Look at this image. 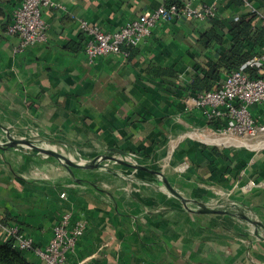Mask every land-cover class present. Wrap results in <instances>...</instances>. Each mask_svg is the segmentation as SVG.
Wrapping results in <instances>:
<instances>
[{"label":"crops","instance_id":"obj_1","mask_svg":"<svg viewBox=\"0 0 264 264\" xmlns=\"http://www.w3.org/2000/svg\"><path fill=\"white\" fill-rule=\"evenodd\" d=\"M20 1L0 0V142L3 130L36 136L74 161L135 154L184 197L233 212H193L141 175L121 172L139 188L128 179L99 183L35 156L38 148L0 143V235L4 224L16 225L43 246L69 212L86 229L64 264H264V240L248 230L264 235V138L216 139L200 109H184L200 52L194 40L210 28L207 19L160 22L130 60L111 53L90 64L78 18L111 31L168 0H55L42 10L47 40L16 51L18 38L5 28ZM174 1L210 5L226 26L248 14L228 0ZM227 44L226 35L207 53L216 58ZM152 67L172 68L179 77H155ZM251 110L264 120L260 106ZM23 253L43 264L32 250Z\"/></svg>","mask_w":264,"mask_h":264},{"label":"built area","instance_id":"obj_2","mask_svg":"<svg viewBox=\"0 0 264 264\" xmlns=\"http://www.w3.org/2000/svg\"><path fill=\"white\" fill-rule=\"evenodd\" d=\"M242 2L249 15L257 14L264 21V10L258 8L254 0ZM55 5V0L20 1L5 28L6 34L18 38L16 51L47 40V25L42 10ZM215 16L216 11L210 5L191 6L190 2L168 0L111 31L85 18H78V30L85 41L86 60L92 64L99 57L111 53H120L126 57L128 52L124 48L138 47L144 43L160 22H169L180 17L199 21ZM246 67L251 68L254 73L246 72ZM183 104L186 111L200 109L210 122L223 124L215 128V134L220 139L246 142L264 138V120L255 116L251 110L252 106L258 105L264 112V42L258 53L252 55L238 69L224 72L219 88L198 94L186 91ZM64 195L61 193L62 197ZM85 229L84 220L73 219L69 212H64L53 225L51 236L43 246L36 245L33 238L20 232L16 225H4V236L0 235V240L13 239L15 247L23 251L32 250L43 264H64L67 254L74 250Z\"/></svg>","mask_w":264,"mask_h":264},{"label":"trees","instance_id":"obj_3","mask_svg":"<svg viewBox=\"0 0 264 264\" xmlns=\"http://www.w3.org/2000/svg\"><path fill=\"white\" fill-rule=\"evenodd\" d=\"M172 2H176L173 1ZM236 6H242V0H228ZM259 2L263 8L264 0H254ZM210 28L202 31L195 38L196 47L200 50L196 55L194 64V74L186 89L192 94L219 88L225 71L238 69L252 55L258 53L260 45L264 42V21L258 19L257 14H241L228 22V26L217 16L208 17ZM228 38V44L216 58L207 53V50L216 46H222ZM128 54L127 59L138 52V47L124 48ZM202 58H199V57ZM246 72L253 74L251 68L246 67ZM150 73L162 79L175 81L179 75L172 68L152 67ZM215 128L223 124L211 122ZM215 152V150H214ZM217 154V152H215ZM5 225V224H4ZM0 264H38L24 255L23 250L14 246L13 239L0 240Z\"/></svg>","mask_w":264,"mask_h":264},{"label":"water","instance_id":"obj_4","mask_svg":"<svg viewBox=\"0 0 264 264\" xmlns=\"http://www.w3.org/2000/svg\"><path fill=\"white\" fill-rule=\"evenodd\" d=\"M2 128V126H0ZM3 137L6 139V141L9 142V145L14 148H38L39 150L45 152L49 157H51L54 162L61 168H65L67 170H72L73 168H80V167H88L90 165H95L100 168H104L101 164L97 163L95 161V158L88 159V160H67L65 157L61 155L60 152H58L56 149L53 148L48 142H45L42 139H39L38 137L34 136L33 138H27V137H15L11 136L6 131H2ZM0 146H2L0 144ZM115 162H119L123 165L133 167L134 169L138 170H144L152 173H156L159 175L160 185L158 186V189L161 192H164L170 196H173L177 198L182 205L193 212H211V213H230L233 212V210L229 206H222L220 204H213L206 201H198V200H190L186 197H184L178 190L171 184V182L164 176V174L161 171H158L154 168H151L148 165L141 164H131L128 162H124L120 159H115ZM106 168V167H105ZM120 172H123L126 175H130L133 177L137 176L133 173L125 172L120 170ZM140 180V179H139ZM141 183H144L142 180H140ZM196 204L199 206L197 210H193L188 207V205ZM238 217H241V215L236 214ZM248 230L251 234H253L255 237L259 239L264 240V235L260 234L257 230H254L251 227H248Z\"/></svg>","mask_w":264,"mask_h":264},{"label":"rangeland","instance_id":"obj_5","mask_svg":"<svg viewBox=\"0 0 264 264\" xmlns=\"http://www.w3.org/2000/svg\"><path fill=\"white\" fill-rule=\"evenodd\" d=\"M1 138V137H0ZM243 143L245 141H242ZM4 145H9V142L6 140H2L1 142ZM58 152L61 153V155L63 157H68L67 153L62 151V149H57ZM35 156L40 157V158H44L46 160H49V156L41 151V150H35L34 151ZM70 158H72L71 156H69ZM74 156H73V160H74ZM115 159H120L124 162H128V163H133V164H137V165H141V164H152L150 161L145 160L142 157L136 156L135 154H128V153H106L105 155H98L95 157V161L99 164H101L102 166H104V168H98L95 165H90L88 167H80V168H76L73 169L71 171V174L73 176H80L82 178H86V176L92 178L94 181L97 182H101V183H106V181H112V180H120V181H128V180H132L134 183V186H137V188L140 187L139 184H136L134 179H131L130 177H127L126 175L122 174L121 172H119L120 170H124L127 172H131L137 176L141 175L142 178H145L144 180L151 182L152 184H156V183H160L159 180V175L156 173H152V172H148V171H141L138 169H134L133 167H129L126 165H123L119 162H115ZM153 165V164H152ZM106 167V168H105ZM128 179V180H127ZM191 206V205H190Z\"/></svg>","mask_w":264,"mask_h":264},{"label":"bare ground","instance_id":"obj_6","mask_svg":"<svg viewBox=\"0 0 264 264\" xmlns=\"http://www.w3.org/2000/svg\"><path fill=\"white\" fill-rule=\"evenodd\" d=\"M204 137V136H203ZM215 138V137H214ZM216 139H218V137L216 138ZM228 138H224L223 140H227ZM205 140V139H204ZM207 140V139H206ZM211 140V139H210ZM215 140V139H214ZM232 140V139H231ZM230 140V141H231ZM208 141H209V138H208ZM222 141V140H221ZM71 156V155H70ZM72 158H73V156H71ZM65 159H67V160H73V159H71V158H69V157H65ZM132 164V163H131Z\"/></svg>","mask_w":264,"mask_h":264}]
</instances>
